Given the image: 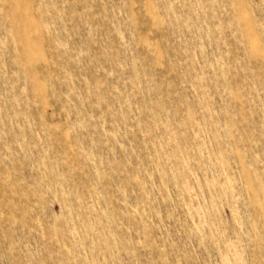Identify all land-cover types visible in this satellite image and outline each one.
I'll list each match as a JSON object with an SVG mask.
<instances>
[{
  "label": "rangeland",
  "instance_id": "1",
  "mask_svg": "<svg viewBox=\"0 0 264 264\" xmlns=\"http://www.w3.org/2000/svg\"><path fill=\"white\" fill-rule=\"evenodd\" d=\"M0 264H264V0H0Z\"/></svg>",
  "mask_w": 264,
  "mask_h": 264
}]
</instances>
